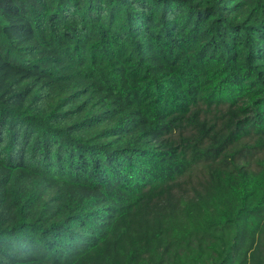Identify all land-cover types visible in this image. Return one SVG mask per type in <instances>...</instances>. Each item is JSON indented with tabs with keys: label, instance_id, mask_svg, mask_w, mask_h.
<instances>
[{
	"label": "trees",
	"instance_id": "16d2710c",
	"mask_svg": "<svg viewBox=\"0 0 264 264\" xmlns=\"http://www.w3.org/2000/svg\"><path fill=\"white\" fill-rule=\"evenodd\" d=\"M0 264H264V0H0Z\"/></svg>",
	"mask_w": 264,
	"mask_h": 264
}]
</instances>
